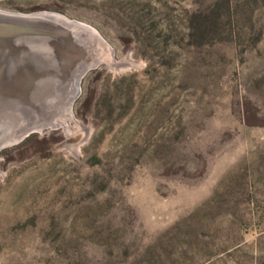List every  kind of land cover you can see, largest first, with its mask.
<instances>
[{
  "label": "rangeland",
  "instance_id": "374dc122",
  "mask_svg": "<svg viewBox=\"0 0 264 264\" xmlns=\"http://www.w3.org/2000/svg\"><path fill=\"white\" fill-rule=\"evenodd\" d=\"M0 9L106 41L82 36L72 113L44 98L32 122L59 125L0 151V264H264V0Z\"/></svg>",
  "mask_w": 264,
  "mask_h": 264
},
{
  "label": "bare ground",
  "instance_id": "6f19581e",
  "mask_svg": "<svg viewBox=\"0 0 264 264\" xmlns=\"http://www.w3.org/2000/svg\"><path fill=\"white\" fill-rule=\"evenodd\" d=\"M0 16H3L2 13H0ZM26 16H29V15H26ZM51 16L53 17V19H48V20L43 19L41 17H35V18L33 17L34 20L38 19V21L41 22L40 25L37 22L35 23L34 22H19V21L11 22L10 20L8 21L0 20L2 21V23H0V55L3 56L2 59L6 62V65L9 68L11 67L12 69H16L18 71L21 69V67L35 68L36 65L44 66L45 68H47L46 70H48V73L46 75H42L39 77L38 76L39 74H38L36 75L37 77L35 76L33 79H31L29 75L27 74H23L22 76L21 75L16 76L17 77L16 81L18 83L17 85H20L21 87H17L13 89H2V88L0 89V122L2 123V126L0 127V138H7L9 135L11 136V134H18L20 131V127L22 126L24 122L23 119H21V123H19V125L17 126L16 120L10 119L12 117L6 118L3 115H1L9 111V109H7L8 105L10 106L15 105V107L24 106L25 108L27 107L26 109L28 110L35 111V108L39 107L37 106V103L39 105L40 104L39 102L44 100V98H46L47 101H50L53 98L54 103L58 101L60 106L62 105L64 107L63 110H68V108H70L69 107V104L71 101L70 96H71V90L73 88L71 89L69 88L70 90L66 92L65 94L59 91H57L58 94L53 93V92L52 94L48 93L49 86L52 87L53 82L59 81V79H65L66 76H69V73H64L60 68L57 67V65L47 62L46 57L52 56L57 51V49H59V47L61 48V36L57 35L54 31V28L48 25L51 24V25L61 26V25H64L63 23L64 21H69V20L73 21V19L65 15H62L60 13H54ZM27 21H31V20L28 18ZM86 25L87 24L82 22V25H79V24L76 26L73 25L72 29L70 30L71 32L74 30L77 31L81 38L85 37L84 35H87L91 38L92 41H96L99 44L100 43L104 44L105 41L99 38L97 31L91 29L90 27H86ZM86 42L87 41H85V43ZM83 45H87V44H83ZM92 46L94 45L92 44ZM93 49L92 51H95ZM98 56L99 55H97V58ZM93 58L95 59V57ZM74 61L76 60H73V62L69 60V64L71 65L69 67L70 68L69 70H71L72 68H76L79 65V63H74ZM30 70H33V69H30ZM0 71L4 73V75L6 76L9 74L10 70L6 67L5 68L3 67V69H1ZM28 78H30L31 80ZM60 83L61 82H59L58 84L61 85L62 83L61 84ZM74 86L72 85V87ZM34 105H36V107H34ZM62 106L61 108H63ZM47 114H48V111H47ZM5 126H9V127H5Z\"/></svg>",
  "mask_w": 264,
  "mask_h": 264
},
{
  "label": "water",
  "instance_id": "95a60500",
  "mask_svg": "<svg viewBox=\"0 0 264 264\" xmlns=\"http://www.w3.org/2000/svg\"><path fill=\"white\" fill-rule=\"evenodd\" d=\"M0 13H2L3 15V16H0L2 17L0 18V20H7V21L10 20L11 22H15V21L34 22V23L37 22L40 25L41 22L38 21V19L34 20L35 17H41L47 20L53 19L51 15H53L56 12L38 11V12H32V13H21V12H11V11L0 10ZM26 15H29V16H26ZM28 18L31 21H27ZM0 23H2V21H0ZM63 23L65 26L64 25L58 26V25H51V24L48 25L54 28V31L57 35L61 36V48L59 47V49H57V51L52 56L46 57V60L49 63H53L54 65H57V67L60 68L64 73H69V74L72 73L73 86L74 85L75 86L71 90V96H70L71 101L69 104L70 108H68L67 110L72 113L73 104L81 93L82 79L87 73V71L92 67V65L78 60L80 58L79 54L81 51L80 45L82 43V38L80 37L77 31L74 30L71 32L70 30L72 29L73 25L74 26L78 24L82 25V22H79L77 20H73V21L69 20V21H64ZM86 27H90L91 29L97 31L94 27L88 24L86 25ZM97 34L99 35V38H101V40L105 41L98 31H97ZM111 50L112 52H114L113 49ZM2 58L3 56L0 55V70L3 69V67L4 68L6 67L10 71H9V74L6 76L4 75V73L0 71V89L1 88L2 89H13V88L21 87L20 85H17L18 83L16 81L17 79L16 76H20V75L22 76L23 74H27L29 75L31 79H33L38 74H39L38 76L40 77L48 73V70H46L47 68L41 65L39 66L36 65L35 68L21 67V69L18 71L16 69H12L11 67L9 68L6 65V62ZM69 60L72 62L73 60H76L74 61V63H79V65L76 68H72L71 70H69L70 69L69 67L71 66L69 64ZM30 69H33V70H30ZM48 92H49V89H48ZM50 93L52 94V92ZM40 103L45 105L43 101H40ZM26 108L24 106L15 107V105L13 106L8 105L7 109H9V111H7V113L1 114L6 118L13 117L10 119L16 120L17 126L19 125V123H21V119H23L24 122L22 126L20 127V131L18 134H11V136L9 135L7 138H0V151L8 146H13V145L20 143L28 135H30L31 133L35 131L42 130L43 128L47 126L55 127L58 125L54 119L46 120L43 122L39 121L37 123H32L31 122V117L33 116L32 111Z\"/></svg>",
  "mask_w": 264,
  "mask_h": 264
}]
</instances>
